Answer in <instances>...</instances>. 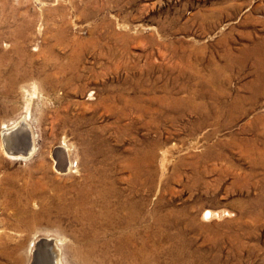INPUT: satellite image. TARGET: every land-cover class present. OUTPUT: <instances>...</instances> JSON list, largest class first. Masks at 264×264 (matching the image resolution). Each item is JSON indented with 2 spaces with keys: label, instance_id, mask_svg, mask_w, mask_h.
<instances>
[{
  "label": "rangeland",
  "instance_id": "rangeland-1",
  "mask_svg": "<svg viewBox=\"0 0 264 264\" xmlns=\"http://www.w3.org/2000/svg\"><path fill=\"white\" fill-rule=\"evenodd\" d=\"M49 246L264 264V0H0V264Z\"/></svg>",
  "mask_w": 264,
  "mask_h": 264
},
{
  "label": "bare ground",
  "instance_id": "bare-ground-1",
  "mask_svg": "<svg viewBox=\"0 0 264 264\" xmlns=\"http://www.w3.org/2000/svg\"><path fill=\"white\" fill-rule=\"evenodd\" d=\"M13 74V73H12ZM13 76V75H12ZM7 87H8V85H7ZM18 123H16V124H14V126H18V125H23V126H25V124H23L24 122L22 121V120H19V121H17ZM11 125V124H10ZM26 127V126H25ZM2 128H3V126H2ZM12 128V126H5V128L3 129V131H2V137L4 138V139H6V141L8 142V141H10V129ZM31 129V128H30ZM25 131H27V136H29L30 138H31V141H32V137H31V134L29 133V131L28 130H25ZM12 132V131H11ZM14 136V135H13ZM26 140H25V142H27V137L25 138ZM32 145V144H31ZM7 149H9L8 151L10 152V146L9 147H7ZM31 149H33V147L32 148H30V151H31ZM65 150V149H64ZM59 152V151H58ZM65 156H66V154H67V151L65 150V152L63 151L62 152ZM29 154V153H28ZM59 155V154H58ZM63 155V156H64ZM22 156V155H21ZM63 158V157H62ZM59 161H60V159H59ZM65 161H67V156H66V159H65ZM63 164V166H64V163H62ZM62 166V167H63ZM66 168V167H65ZM89 190H93L92 188H90V185H89V187H84L83 188V191H82V195H83V193H87ZM98 193V192H97ZM99 195V194H98ZM84 196V195H83ZM86 196V195H85ZM89 214V213H88ZM205 214H206V216L207 217H211L212 215H213V212L211 211V210H206L205 211ZM216 214H217V212H216ZM90 221H91V223H93V219H89ZM40 240H42V241H44V242H49V240L48 239H46V238H40L39 240H38V242L40 241ZM51 240V239H50ZM43 242V243H44ZM147 243V242H146ZM39 244V243H38ZM38 244H36L35 246L37 247V245ZM144 244V243H143ZM148 244V243H147ZM43 246H46V245H44L43 244ZM36 247H33V259H32V262H33V260H34V257H35V253H36V250H37V248ZM41 247V246H40ZM42 250V249H41ZM133 252V251H132ZM139 254V253H138ZM131 255H134V254H132L131 253ZM56 254H55V250H54V247L53 246H49L48 247V249H47V252H45V254H44V257H43V259H42V262L44 263V264H57V261H56ZM21 257V256H20ZM51 258V259H50ZM141 262H147V260H148V257H146V256H143L142 258H140L139 259ZM138 260V261H139ZM18 261H19V263L21 264V258H19L18 257ZM137 261V262H138ZM34 263V262H33ZM33 263H31V264H33Z\"/></svg>",
  "mask_w": 264,
  "mask_h": 264
},
{
  "label": "water",
  "instance_id": "water-1",
  "mask_svg": "<svg viewBox=\"0 0 264 264\" xmlns=\"http://www.w3.org/2000/svg\"><path fill=\"white\" fill-rule=\"evenodd\" d=\"M22 126V125H18L17 127H15L14 129H12V133H16L18 130V128ZM15 130V131H14ZM26 136V134H25ZM27 137V142H25L24 146L21 148V149H18L16 150L17 152H21V154L23 155H27L29 152H30V148H31V144H32V141H31V138L29 136H26Z\"/></svg>",
  "mask_w": 264,
  "mask_h": 264
}]
</instances>
